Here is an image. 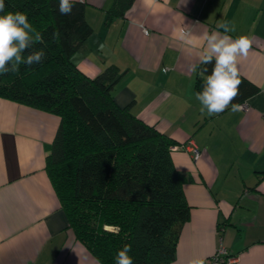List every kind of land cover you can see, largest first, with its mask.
Returning <instances> with one entry per match:
<instances>
[{"label": "crops", "instance_id": "crops-1", "mask_svg": "<svg viewBox=\"0 0 264 264\" xmlns=\"http://www.w3.org/2000/svg\"><path fill=\"white\" fill-rule=\"evenodd\" d=\"M79 1L92 33L72 56L77 68L93 77L116 66L115 102L185 144L170 150L188 178L190 206L170 264L205 258L219 245L234 264H264V0H132L110 18L116 0ZM221 23L234 25V39L250 37L238 72L258 90L239 112L201 115L195 93L204 80L189 65H199L204 33H223ZM58 125L52 112L0 97V264H99L67 227L45 170Z\"/></svg>", "mask_w": 264, "mask_h": 264}, {"label": "trees", "instance_id": "trees-1", "mask_svg": "<svg viewBox=\"0 0 264 264\" xmlns=\"http://www.w3.org/2000/svg\"><path fill=\"white\" fill-rule=\"evenodd\" d=\"M4 3L0 15L27 14L43 38L32 50L43 49L46 58L0 75V97L59 117L45 170L67 227L99 264H116L125 245L131 246L133 264H170L190 215L182 190L188 178L175 168L170 150L185 144L135 116L130 103L115 102L112 90L121 76L116 66L93 77L77 68L72 56L92 33L83 2L72 0L70 15L59 13V0ZM131 3L116 0L108 18L122 16ZM213 64L206 65L205 75ZM239 76L240 95L233 103L258 90Z\"/></svg>", "mask_w": 264, "mask_h": 264}, {"label": "clouds", "instance_id": "clouds-1", "mask_svg": "<svg viewBox=\"0 0 264 264\" xmlns=\"http://www.w3.org/2000/svg\"><path fill=\"white\" fill-rule=\"evenodd\" d=\"M72 0H59V13L70 15L73 9ZM5 9L4 0H0V13ZM223 33L213 31L204 33L202 37L203 47L199 55V64L204 67L200 71L203 78V90L195 93V99L200 103L201 115L214 116L224 112L231 106L233 113L242 110L243 105L233 103L240 95L239 87L242 84L238 72L239 58L247 57L251 47V39L241 35L235 39L229 35L235 31V27L228 23L219 24ZM29 22L28 16L23 12H8L0 15V75L16 72L20 65L31 67L40 64L46 53L43 49L33 51L37 41L43 38ZM147 35V32H145ZM188 33L180 28L177 38L185 40ZM106 45L99 44L98 50L103 52ZM214 61V64H213ZM213 64L211 74L206 65ZM198 64L189 65L190 72H196ZM131 246L125 245L119 250L115 261L116 264H133V258L129 255ZM188 264H205L204 258H193Z\"/></svg>", "mask_w": 264, "mask_h": 264}, {"label": "built area", "instance_id": "built-area-1", "mask_svg": "<svg viewBox=\"0 0 264 264\" xmlns=\"http://www.w3.org/2000/svg\"><path fill=\"white\" fill-rule=\"evenodd\" d=\"M145 32H148L146 29H144ZM243 105V108H246V105L244 103H239ZM262 117L264 119V112L262 113ZM185 147V146H182ZM177 148L176 145L171 146V149ZM190 151L192 154V157L196 159L200 152L199 149L196 146L190 147ZM205 264H234L237 260V257L233 254H231L227 248H225L223 245H219L212 254L204 258Z\"/></svg>", "mask_w": 264, "mask_h": 264}, {"label": "rangeland", "instance_id": "rangeland-1", "mask_svg": "<svg viewBox=\"0 0 264 264\" xmlns=\"http://www.w3.org/2000/svg\"><path fill=\"white\" fill-rule=\"evenodd\" d=\"M107 228H112V227H107Z\"/></svg>", "mask_w": 264, "mask_h": 264}]
</instances>
